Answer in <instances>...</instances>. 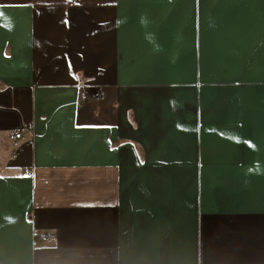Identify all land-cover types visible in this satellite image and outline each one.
Segmentation results:
<instances>
[{
  "label": "crops",
  "instance_id": "crops-1",
  "mask_svg": "<svg viewBox=\"0 0 264 264\" xmlns=\"http://www.w3.org/2000/svg\"><path fill=\"white\" fill-rule=\"evenodd\" d=\"M0 11V264H264V0Z\"/></svg>",
  "mask_w": 264,
  "mask_h": 264
},
{
  "label": "built area",
  "instance_id": "built-area-1",
  "mask_svg": "<svg viewBox=\"0 0 264 264\" xmlns=\"http://www.w3.org/2000/svg\"><path fill=\"white\" fill-rule=\"evenodd\" d=\"M93 97L95 99H99L101 97V93L99 91H96L93 93ZM22 133L20 131H14L12 134H11V138L13 140V145H18L19 141L21 140L22 138ZM30 174V169H26L23 173L20 174V177H23V176H27ZM56 237V235L52 232H43V233H37L35 235V241L37 243L39 242H44V241H50V240H54Z\"/></svg>",
  "mask_w": 264,
  "mask_h": 264
},
{
  "label": "snow or ice",
  "instance_id": "snow-or-ice-1",
  "mask_svg": "<svg viewBox=\"0 0 264 264\" xmlns=\"http://www.w3.org/2000/svg\"><path fill=\"white\" fill-rule=\"evenodd\" d=\"M3 14H2V11H0V16H2Z\"/></svg>",
  "mask_w": 264,
  "mask_h": 264
}]
</instances>
